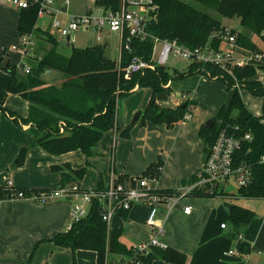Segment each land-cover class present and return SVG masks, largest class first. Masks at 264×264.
Instances as JSON below:
<instances>
[{
  "label": "trees",
  "instance_id": "trees-1",
  "mask_svg": "<svg viewBox=\"0 0 264 264\" xmlns=\"http://www.w3.org/2000/svg\"><path fill=\"white\" fill-rule=\"evenodd\" d=\"M192 1L202 8H196L183 0H154L157 9L149 14V33L161 39L177 40L192 49L204 47L208 43L217 48L221 36L228 30L227 24L222 19L229 21L236 19L242 31L238 32L234 29L230 31L237 35L239 46L249 52H264L252 39L258 37L264 45V0ZM120 4L121 0H100L96 5L117 10ZM38 12L39 6L36 4L20 10L17 25L20 38L37 30ZM49 37H52L50 42L52 49L40 62L31 65V73L26 78L20 77L17 67L8 65L2 68L10 76L7 94L19 95L30 103L29 116L22 121L25 124L31 123L45 133L39 139L38 145L47 153L59 156L81 151L88 158L92 155V149L99 146L107 131L116 127L117 132H120L118 118L122 103L136 87L151 89L154 97L171 92V87L166 86L176 79L188 78L195 74L206 76L210 73L209 78L224 82L232 90V95L230 102L223 105L217 116L213 118L215 122L213 127L207 129L203 125L200 129L199 136L205 143L204 157L208 155L217 136L224 129L235 133L239 138L251 133L252 141H244L241 149L235 154V167L247 164L251 168L252 180L247 187L239 188L237 193L247 199H264V164L261 162L264 157V116H256L247 109L239 89L233 86L232 76L223 77L222 71L214 66L191 64L186 72H178L174 69L171 74L168 67H157L155 70L147 68L133 72L127 77L126 69L135 58L146 63L151 62L154 47L152 40L133 39L130 42V50L125 48L122 50L119 62L118 59L113 60L106 55V47L103 45L73 48L71 55L65 56L57 51L56 38L52 35ZM47 69L61 72L62 81L59 84H48L49 82L41 78ZM258 70L264 71V64L238 67L233 70V74L236 79L246 82L243 88L248 89L254 96L264 98L263 84L252 81ZM152 101L143 112V124L151 120L154 125L165 124L168 128L186 121V117L192 115L191 109L197 106L196 101H186V108L178 106L162 109ZM60 122L66 124L64 134L59 132ZM236 127H238L237 131ZM29 150L30 147L22 148L16 162L17 167L25 164ZM163 168L164 163L159 161L149 167L145 175L158 179ZM52 170L62 173L60 184L54 188L72 185L76 181L81 182L86 174V169H73L69 164L54 166ZM197 180L195 174L183 185L192 184ZM54 188L0 187V200L13 199L14 193L22 192L29 195ZM234 196L217 186L213 193L204 189L196 190L190 197H217L231 200L230 221L235 227L240 228L250 224L256 212L235 203ZM122 237L123 228L110 229L102 219L101 204L96 201L91 205L87 217L74 224L71 230L56 235L50 242L73 252L94 251L97 253L98 264H106L107 261L110 264H133L131 262L153 264L158 259L166 264L187 263V255L171 247H153L145 254H136L135 247L127 245ZM117 257H120V260L116 261Z\"/></svg>",
  "mask_w": 264,
  "mask_h": 264
},
{
  "label": "crops",
  "instance_id": "crops-1",
  "mask_svg": "<svg viewBox=\"0 0 264 264\" xmlns=\"http://www.w3.org/2000/svg\"><path fill=\"white\" fill-rule=\"evenodd\" d=\"M58 1L56 0L55 8H62L68 12L69 5L66 6L64 0ZM50 19L52 26V16ZM227 26L228 29L242 31L239 23L238 26ZM94 32L96 37H102L101 33L104 32L111 35L106 31ZM54 38L56 37L54 36ZM252 39L257 45L261 44L259 46L264 51V45L258 37ZM56 40L58 42L57 51L60 52V42L58 38ZM103 40L104 38L95 44H103ZM52 47L49 44L47 51ZM22 58V61H25L26 58L24 56ZM111 59L114 60V58ZM188 67L187 64L184 69L178 68V66L174 68L178 72H186ZM2 68H5L4 64L0 63V187H9L10 183L16 188L55 187L60 184L62 173L53 171L52 167L69 164L73 169H78L71 163V156L75 151L54 156L38 145L39 139L45 133L32 126L31 123L25 124L22 121L29 116L30 103L27 100L26 102L20 101L19 95L7 94L10 76ZM198 75L200 74L190 77ZM257 76L254 81L262 83L264 73L263 75L262 73L261 75L257 74ZM216 81L220 80L199 81L197 93H201L202 89L200 88H207L203 91L214 95L210 99L212 103L206 109L207 112L199 117L198 113L203 105L200 97V102H197L188 94L174 92V81L170 83L171 97L169 100L157 102L159 106L165 108H176L186 101H196L195 116L197 118L191 115V119L188 120L190 123L197 120L193 126L182 125L184 122H180L173 128L162 124L145 129V125L140 126V122L144 108L153 99L152 90L136 87L129 97L124 99L119 115L121 127L119 135L127 139V142H131L132 151L127 157L126 164L122 165L120 179L128 181L131 175L143 172L150 164L158 160V162L164 163V168L159 178L151 183L152 186L164 191L179 190L184 187V182L190 181L203 168L205 143L199 136L200 129L208 119L216 117L219 106L227 105L231 99L230 95H226L224 98V91L220 89ZM138 111L141 113L139 121L135 125L131 123V126L135 128L129 130L125 127V122H131L134 114H137ZM2 114H5L6 119ZM100 144L96 155L101 152ZM25 146L32 148L28 151L25 164L22 167H17L19 153ZM149 154H152L151 158L148 157ZM115 155L113 152L112 165L117 171ZM118 158L120 160V157ZM49 169L56 175L49 177ZM85 177L86 174L80 182V187H82ZM231 183L234 182L229 181L221 188L226 190V187H229ZM100 187L105 188L106 185ZM239 200H242L241 197ZM249 200L251 201L247 206L256 212V216L250 224L240 228L235 227L230 221L232 202L225 198H186L183 205L193 208L191 214H186L182 208H176L167 216L166 210L162 209L160 218L165 231L162 241L167 247L185 253L188 257L186 264H243V259H248L250 264H264V199ZM71 205L72 203L64 198L46 205H38L23 199L0 200V264H60L59 256H66L71 252L76 257L79 252H84L83 250L73 252L70 249L59 248L50 242L56 235L67 230ZM148 212L146 206L139 205L129 212L120 213L129 221V225L123 230L122 237L127 245L134 246L151 241L152 234L144 223ZM117 215L114 216L109 226L112 230H115L114 227H118L117 220L113 222ZM222 225H225V228H222ZM231 249L241 252L243 259L225 256L224 254ZM221 250L226 257L225 260L220 256ZM92 252L97 260V253ZM153 264H158V262L155 261Z\"/></svg>",
  "mask_w": 264,
  "mask_h": 264
},
{
  "label": "built area",
  "instance_id": "built-area-1",
  "mask_svg": "<svg viewBox=\"0 0 264 264\" xmlns=\"http://www.w3.org/2000/svg\"><path fill=\"white\" fill-rule=\"evenodd\" d=\"M96 4L100 0H92ZM56 0H13L12 4L19 10L28 9L32 5L39 6L38 17L44 14L52 16V27L56 29L65 39L70 38V43L76 40V33L79 30H93L98 33L106 31L110 34H116L119 38L120 51L118 61H121L122 50H130V42L133 39L140 41L152 40L154 47L150 63L143 62L135 58L132 64L126 69L127 77L137 71L147 68L155 70L157 67H169L170 62H186L191 64H201L205 66H214L219 68L224 76L234 78V88L240 85L236 82L233 70L247 65L264 64V53H253L243 56L242 60L232 65L234 54L240 48L237 35L231 33L228 29L221 36L220 45L215 48L208 43L204 47L188 48L177 40L161 39L148 31L149 14L157 9L154 0H121L120 8L115 10L112 7L97 5L100 9L99 14L90 17L69 16L67 10L55 8ZM64 4L68 6L69 0ZM66 15L67 23L64 24L58 17ZM32 34L22 36L21 47L24 58L33 57ZM102 40L101 36L97 37ZM20 45L14 46V51H19ZM19 70L25 75H29L32 66L27 61H22ZM205 71V70H204ZM210 77V73L206 75ZM217 79V78H214ZM170 83L166 86L169 87ZM264 86V83H263ZM191 119V115L186 117V121ZM119 120V118H118ZM64 122L59 123L60 134L65 133ZM116 129V127H115ZM117 130V129H116ZM238 130V127L235 128ZM251 133H246L243 138H239L235 133L224 129L219 133L207 156L204 157L203 168L197 173L198 180L192 184L186 185L173 193H165L152 186L157 178L141 177L129 178L128 181L118 179L111 180L110 184L104 189H97L89 192L83 190L78 184L68 186H58L50 191L31 193L26 195L22 192L14 193L13 199L29 200L38 205L53 203L57 199L64 198L71 202L69 210V222L67 230H71L74 224L80 222L88 216L90 207L94 202L101 204V214L103 221L110 226L114 216L119 213L129 212L134 206L143 205L149 210L146 219V225L149 228L152 239L148 243H139L134 245L136 254H145L150 248H166L162 239L165 236L163 223L160 215L162 209L166 210L168 216L176 208H182L186 214H191L193 208L183 205V201L189 198L196 190H207L213 193L216 187H223L229 181L234 182L237 188L247 187L252 180L251 168L247 164L235 167V154L239 151L244 141H252ZM261 162L264 164V157ZM12 187V183L9 184ZM225 228V225H222ZM228 257L241 258V254L231 249L224 254ZM243 264H250L248 259H243ZM135 264L134 262H131ZM106 264H109L107 261ZM136 264H141L137 262ZM260 264V263H259Z\"/></svg>",
  "mask_w": 264,
  "mask_h": 264
},
{
  "label": "rangeland",
  "instance_id": "rangeland-1",
  "mask_svg": "<svg viewBox=\"0 0 264 264\" xmlns=\"http://www.w3.org/2000/svg\"><path fill=\"white\" fill-rule=\"evenodd\" d=\"M12 1L13 0H0V63L4 64V67H7L8 65H10V67H17L19 69V66H21L23 63L22 62L23 49L21 47V44H20L21 39L18 36V31H17V21L19 17V10L16 9L12 5L11 3ZM60 1L61 0H59L58 2ZM183 1L188 2L189 4H191L192 6L196 8H202L199 4H197L196 2L192 0H183ZM69 2H70L69 9H68L69 16L90 17V16H93L94 14L100 13V9L97 7L96 3L92 0H69ZM214 15L216 17H219L217 13H214ZM58 18L64 24L67 23L68 17H66V15H59ZM50 20H51L50 16L47 14H44L41 17H39L37 21L38 28L36 31L31 33L33 45L30 49H32L33 57H27L25 59L28 64L34 65L35 63L40 62L44 58L45 54L48 52L47 47L49 44H51L50 42H51L52 37H49L51 34L55 36L56 38H58L60 42L59 51L67 56L70 55L73 48H86L91 45H103L104 44L103 46L106 47L105 49L106 55L108 57L114 58V60L118 59L119 51H120V43H119V39L116 34L107 35L105 32L103 34L101 33L102 38H104V40L102 41L103 44L102 43L95 44L96 42H99V41L93 30H79L76 33V40L71 43L70 47H67L66 39L56 29H54L50 25L51 23ZM222 20L227 25L238 26V23H237L238 20L236 19L232 21H229L228 19H222ZM18 45H20L19 51H14L13 47L18 46ZM259 45L261 44H258L257 47H260ZM253 53L255 52H249L247 49L240 47L239 49L236 50L234 54V58H233L234 62L232 65H236L235 63H239L237 61L242 60L243 56H248ZM170 65L172 66H169L168 68H169L170 73L173 74L174 72L173 70L176 69L174 67L178 66V68L184 69L187 63L178 62L175 64L174 62L173 63L170 62ZM19 73L22 79L27 77V75H25L23 71L19 70ZM261 73L263 75L264 71L263 70L257 71L258 75L259 74L261 75ZM256 76L252 79V81L255 80ZM61 81L55 82L54 84H59ZM199 81L212 82L213 80L205 75L200 74L198 76L190 77L189 79L188 78L176 79L174 80L175 83L173 86L174 92L178 91L183 94H188L190 98L195 99L197 102H200L199 100V97H200V99L203 102V105L200 109V112L198 113V117L202 115L203 113L207 112L206 109L209 107L210 103H212V100L210 99L214 97L212 93L203 91V90H206L207 88H200L202 89L200 91L201 93H197V90L199 88ZM236 82L240 85V89L239 88L237 89H239L240 95L244 103L246 104L247 109L251 111L253 114L258 115L259 117L264 116V98L254 96L248 89L243 88V86L246 85L245 81L242 82L237 79ZM216 83L219 85L220 89L224 91L223 92L224 98H226V95H230L231 97L232 90H230L229 87L224 82L216 81ZM48 84H50V82ZM43 87H45V85H43ZM22 100L26 102V100L20 96V101ZM148 105L144 108V111L148 108ZM160 107L162 109L165 108L161 105ZM215 107H216V104L214 105V108ZM220 109H221V106H219V108L217 109V114L219 113ZM196 110L197 109H195V107L191 109L192 115L194 116L196 115ZM3 115H4V119H6L5 114H2V116ZM135 116H136V113L131 119V122H125V127L130 128V129L135 128L131 126V123L133 122ZM195 118L197 117L195 116ZM183 122L184 123H182V125L188 124L190 126H193V124L196 123L197 120L195 119L193 123L192 122L190 123L188 121H183ZM142 124H143V120L141 119L140 126ZM144 125H145L144 128L148 129L150 126H154V123L151 120H147L145 121ZM25 147H30V149L32 148L31 146H25ZM100 148H101V152L98 155L92 154L88 158L81 151H75V153L71 156L72 158L71 163H73V165L77 166L78 169H86V177L82 183L81 188L89 192L97 190L99 186L101 185L108 186L112 179L116 181L122 177L120 175L122 174V170H123L122 165L126 164L127 157L132 151V144L131 142H127V139L122 138L115 128H112L109 131H107L106 134L103 136V139L100 144ZM113 152H114V155L116 154L115 160L117 161V163L115 165L118 168L117 171H115V166L112 165ZM28 154L29 153H27L26 158H28ZM118 157H120V160ZM148 157L151 158L152 154H149ZM157 163H158V160L150 164L143 172L135 174V175H131L130 178L148 177L147 175H145L147 173V170L149 169L151 165H155ZM48 173H49V177H53L56 175L55 173L51 172L50 169L48 170ZM77 182L78 181H76L72 185L78 184L80 186V182L78 183ZM38 188L49 189V188H54V186L47 187V188L46 187H38ZM100 189H104V188L100 187ZM237 189L238 188L236 184L231 183L229 187H226L225 192L233 193V195H235L234 197L236 198V201L234 202L237 203L238 205L250 208L247 205L250 203L251 200L247 198H243V197H241L242 200H239L240 196L238 195V193H236ZM136 207L137 206H134L132 209H136ZM146 219L144 220L145 225H146ZM115 220H117L116 223H118V227H114V229L123 228L124 230L127 227V225H129V221H127L123 217V215L121 216L120 213L115 217L113 222H115ZM143 241H146V240H143ZM239 253L241 254V252ZM220 256L222 259L224 260L226 259V257L223 255V250L220 251ZM58 260L60 264H97L96 256L92 251L79 252V254L76 255V257H74V255L71 252H69V254L66 256H59ZM118 260H120V257L116 258V261ZM156 262H158V264H162V263L166 264L160 259L156 260Z\"/></svg>",
  "mask_w": 264,
  "mask_h": 264
},
{
  "label": "water",
  "instance_id": "water-1",
  "mask_svg": "<svg viewBox=\"0 0 264 264\" xmlns=\"http://www.w3.org/2000/svg\"><path fill=\"white\" fill-rule=\"evenodd\" d=\"M66 42H67V46L70 47L71 43H70V38L68 37L66 39ZM41 78L47 82H50V83H55V82H58V81H61L62 78H63V74L61 72H58V71H55V70H51V69H47L44 71V73L41 75ZM171 97V92H167L165 94H162V95H155L153 97V103H157V102H167L169 100V98ZM181 108H186V104L183 103L182 105H180ZM141 116V113L138 112L132 122V125H135L138 121H139V118ZM214 120L213 119H208L205 123V127L207 129H211L214 125ZM99 151L98 147L92 149V154H97Z\"/></svg>",
  "mask_w": 264,
  "mask_h": 264
}]
</instances>
